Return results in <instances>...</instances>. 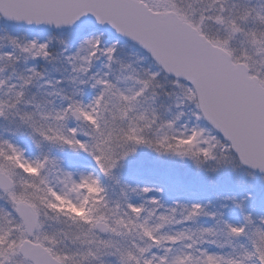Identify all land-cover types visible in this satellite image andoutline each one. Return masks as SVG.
Here are the masks:
<instances>
[{
	"label": "snow or ice",
	"instance_id": "1",
	"mask_svg": "<svg viewBox=\"0 0 264 264\" xmlns=\"http://www.w3.org/2000/svg\"><path fill=\"white\" fill-rule=\"evenodd\" d=\"M0 264H264V0H0Z\"/></svg>",
	"mask_w": 264,
	"mask_h": 264
}]
</instances>
